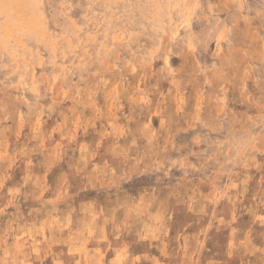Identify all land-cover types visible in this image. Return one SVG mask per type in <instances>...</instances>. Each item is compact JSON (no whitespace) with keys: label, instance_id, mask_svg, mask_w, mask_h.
Here are the masks:
<instances>
[{"label":"rangeland","instance_id":"rangeland-1","mask_svg":"<svg viewBox=\"0 0 264 264\" xmlns=\"http://www.w3.org/2000/svg\"><path fill=\"white\" fill-rule=\"evenodd\" d=\"M0 264H264V0H0Z\"/></svg>","mask_w":264,"mask_h":264}]
</instances>
